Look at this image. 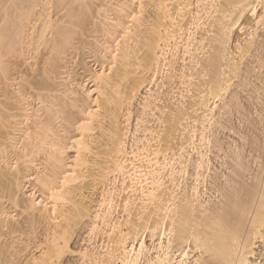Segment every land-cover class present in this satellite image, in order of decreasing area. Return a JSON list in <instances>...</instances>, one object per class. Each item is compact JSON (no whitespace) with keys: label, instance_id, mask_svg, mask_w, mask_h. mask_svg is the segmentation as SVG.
<instances>
[{"label":"bare ground","instance_id":"obj_1","mask_svg":"<svg viewBox=\"0 0 264 264\" xmlns=\"http://www.w3.org/2000/svg\"><path fill=\"white\" fill-rule=\"evenodd\" d=\"M0 264H264V0H0Z\"/></svg>","mask_w":264,"mask_h":264},{"label":"rangeland","instance_id":"obj_2","mask_svg":"<svg viewBox=\"0 0 264 264\" xmlns=\"http://www.w3.org/2000/svg\"><path fill=\"white\" fill-rule=\"evenodd\" d=\"M171 56H172V55H171ZM171 56H170V57H171ZM160 82H161V81H160ZM157 85L159 86V83H158ZM157 88H159V87H156V86H155V87L153 88V90H155V89H157ZM157 92L160 93V91H157ZM160 96H161V95H160ZM160 96H159V97H160ZM154 107H155V106H154ZM155 108H156V107H155ZM152 110H153V109H152ZM135 123H136V122L134 121V123H133V129L136 128ZM140 130H141V129H139V131H140ZM145 130H146V132H147V129H146V128L143 129V130L140 131V132H141V133H142V132L144 133ZM139 131H138V132H139ZM146 132H145V133H146ZM141 133H137V137H138V138L140 137V136H138V135H141V137H140L139 139H137V141L139 140V142H141L143 139L145 140V133H144V134L142 133L143 135H142ZM141 138H142V139H141ZM140 139H141V141H140ZM144 140H143V141H144ZM84 231H85V230H84ZM84 231H83V232H84ZM101 235H102V234H101ZM104 235H105V234H104ZM101 237H102V238H101ZM99 238H100V239H99ZM104 239H105L104 236H100V235H98V238L96 237V241H95V243H96V244H99V243L102 244L103 241H104ZM75 245H76V243H75ZM75 245H73V246L77 249L78 246L76 245V246H77V247H76ZM75 248H74V249H75ZM71 257H72V258H71ZM73 257H74V258H73ZM76 259L78 260V258H77L76 256H70V257H69V260H70V261H73V262L76 261Z\"/></svg>","mask_w":264,"mask_h":264}]
</instances>
